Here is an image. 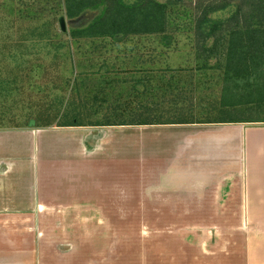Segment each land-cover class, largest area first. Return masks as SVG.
I'll use <instances>...</instances> for the list:
<instances>
[{"label":"crops","instance_id":"crops-1","mask_svg":"<svg viewBox=\"0 0 264 264\" xmlns=\"http://www.w3.org/2000/svg\"><path fill=\"white\" fill-rule=\"evenodd\" d=\"M31 119L0 127V264H134L123 223L146 225L148 236L134 233L152 264H180L153 223L241 222L255 256L250 225L264 217L249 165L264 166V121L28 128Z\"/></svg>","mask_w":264,"mask_h":264},{"label":"rangeland","instance_id":"rangeland-1","mask_svg":"<svg viewBox=\"0 0 264 264\" xmlns=\"http://www.w3.org/2000/svg\"><path fill=\"white\" fill-rule=\"evenodd\" d=\"M223 1L185 0L170 5V17L173 15L171 21L181 29L190 27L191 24L196 31L176 33L170 26L168 35L172 39L169 45L156 46L159 40L156 39L154 46L151 38L127 40L126 48L130 49L136 41L134 47L137 48L138 45L140 54H136L134 61L130 62L131 55L125 57L124 45L116 46L119 43L112 44L108 39L74 40L71 31L82 29L86 24L82 18H68L64 0H0V127L17 128L27 124L30 117L32 119L28 122V128L32 120L35 124L37 121L44 126L78 120L91 124L95 123V119L133 124L132 126L186 119L193 122L225 118L264 121L263 97L257 93L264 87L262 77L251 80L252 83H260L258 86L261 87L254 84L245 88V83H241V95L237 99L229 94L225 95L228 103L223 110H219L224 89L228 86L233 89V93L236 89L233 83L224 84L222 81L225 70L223 56L205 52L206 47L201 44L203 37L198 35L201 34L198 30L200 24L197 23H201L204 15H207L211 20L210 24L217 25L218 19L205 12L209 7H218ZM225 1H232L239 6L244 4V0ZM59 16L65 17L68 22L66 33L60 29L59 19L57 20ZM50 20L53 25L50 36L57 50L49 49L47 40L42 37L32 38L28 31L40 27L38 31L43 32L45 29L41 28L42 24ZM235 20L233 17L224 23L222 30L207 40V47H213V39L219 38L224 28L231 29ZM23 37L37 43L34 48V44L27 43L30 44V49L33 48L30 52H19L16 48L17 44L24 41L19 39ZM192 37L194 41L189 39ZM62 45L64 46L60 48ZM197 48L198 52L200 50L199 55ZM48 53L52 55L48 56ZM110 55L128 58L127 64L125 67L120 64L115 67L116 60L110 59ZM90 58H98V64H88L87 59ZM137 67L141 71L134 69ZM262 165V158L257 162L255 158L250 162L249 168L251 197L256 200L260 216L264 217ZM143 224L123 223L124 256L126 253L127 261L134 264H152L146 248L142 252L139 247L140 241L144 239L135 234L136 229L142 228L141 235L144 238L148 236L145 229L147 227L143 229ZM153 224L151 230L158 232V235L165 234L160 240L161 245L163 249L172 251L168 257L173 262L259 264L260 258L261 264H264V222H253L250 225V241L260 243L259 246H254L255 256L250 255L255 261L252 258L251 261L246 259L248 251L244 244L246 241L240 233L241 222L188 221ZM131 232V235L135 234L134 237H128ZM201 240L200 248L204 253L203 257L196 260L201 255L197 248ZM155 241L158 243L157 239ZM186 247H191V251H186ZM155 260L158 264V260Z\"/></svg>","mask_w":264,"mask_h":264},{"label":"trees","instance_id":"trees-1","mask_svg":"<svg viewBox=\"0 0 264 264\" xmlns=\"http://www.w3.org/2000/svg\"><path fill=\"white\" fill-rule=\"evenodd\" d=\"M182 1L185 0H163L162 2L157 0H64V4L65 12L69 19L82 18L84 24H86L82 29L71 31V36L74 40L89 39L93 41L98 39H108L112 44L115 42L119 43L118 45L116 44V46L124 45V50L126 51L124 54L125 57L131 55L130 62H133L135 55H140L138 53V45L137 48H135L136 41H134L130 49H127V40L132 41L134 38L139 40L151 38L154 46L156 39H159L156 46L160 44L169 45L172 39L168 35L170 26L174 28V32L176 33L179 31H189L192 33L194 30L196 31V28L191 24L190 27H184L185 29H181L177 26V23L171 21L173 15L170 17V5L179 4V2ZM244 4L239 6L232 1L224 0L218 7L213 9L209 7L205 12V14L214 15V17L218 19L217 25L212 26L210 24L211 20L208 19L207 15H204L201 23H197V25L200 24L198 30L202 35L199 33L198 35L203 37V43L201 44H203V47H206L205 52L223 56L225 70L222 81L224 84H226V82H229L230 84L233 83L235 87L234 89H236L235 93H233V89L228 88V86L224 89L225 91L222 94L223 99L219 104L220 111L223 110V107L228 103V100H225V95L229 94L235 99L241 95L239 91V89H242L241 83L242 85L245 83V88L253 86L254 84L255 86H258L261 84L252 83L251 80H256L259 77L264 79V0H244ZM233 17L236 19L233 27L231 29L224 28L225 33L222 32L223 34L221 33L219 38L216 37V39H213V47H207L209 42H207V40L214 37L217 32L221 31L223 24L232 20ZM52 26V21L50 20L43 23L41 26L45 31L39 32L38 30L40 27L33 30H31V28L28 31L32 38L40 39L42 37L47 40L49 49L53 48L57 50V46L52 44V37L50 36ZM194 36L196 37V34H194ZM24 38L25 37L19 38L24 41L21 42L22 44H17L16 48L19 52H30L37 43ZM189 39H193V41L195 40L193 37ZM27 43L34 44L33 48L30 49V44L27 45ZM63 46L64 45L60 48ZM199 53L200 50L198 52L197 48V55H199ZM47 55L51 56L52 54L48 53ZM98 58H90L89 60L91 61L87 59V63L95 66L98 64ZM110 59L116 60L115 67H117L118 64L122 66L126 65L128 60V58L121 59L119 56L113 57L112 55H110ZM94 62L97 64H93ZM206 67H208V65H206ZM102 69H104V67ZM134 69L141 71V68L138 67ZM257 93L262 94L261 96L263 97L264 102V87L262 91ZM90 118L92 119V117ZM187 120L188 119L178 122L158 124H235L249 121L258 122L253 120L246 121V119L235 120L233 118L214 119L205 122H193ZM94 122L95 123L91 122V124H87L86 121L78 120L75 123L79 126L94 127L133 125L96 119Z\"/></svg>","mask_w":264,"mask_h":264},{"label":"water","instance_id":"water-1","mask_svg":"<svg viewBox=\"0 0 264 264\" xmlns=\"http://www.w3.org/2000/svg\"><path fill=\"white\" fill-rule=\"evenodd\" d=\"M59 26H60V29L63 33H66L67 32V26H68V22L66 21L65 17H60L59 18ZM35 125V122L32 120L30 122V127L34 126Z\"/></svg>","mask_w":264,"mask_h":264}]
</instances>
